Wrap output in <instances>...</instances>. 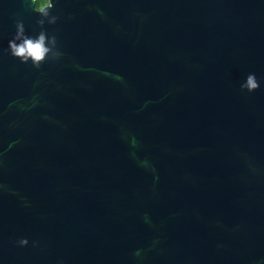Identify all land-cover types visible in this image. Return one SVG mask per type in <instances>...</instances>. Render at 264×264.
<instances>
[{"label":"water","instance_id":"95a60500","mask_svg":"<svg viewBox=\"0 0 264 264\" xmlns=\"http://www.w3.org/2000/svg\"><path fill=\"white\" fill-rule=\"evenodd\" d=\"M34 2L0 0V264H264V0H46L38 69Z\"/></svg>","mask_w":264,"mask_h":264},{"label":"clouds","instance_id":"9594fccd","mask_svg":"<svg viewBox=\"0 0 264 264\" xmlns=\"http://www.w3.org/2000/svg\"><path fill=\"white\" fill-rule=\"evenodd\" d=\"M52 7L53 5L49 2L47 7H41L37 10L40 19L36 21V24L41 30L34 36L27 34L23 21H15V33L12 39L8 41L7 47V51L12 57L19 59L23 64L30 61L32 67L38 69L46 59L57 60L63 55L56 50V36L54 34L49 35L43 27L46 22L54 24L58 19V16L51 14ZM239 87L241 91L251 93L260 87V82L257 80L255 73H249ZM27 243L26 238L18 240L21 247L27 245Z\"/></svg>","mask_w":264,"mask_h":264},{"label":"trees","instance_id":"16d2710c","mask_svg":"<svg viewBox=\"0 0 264 264\" xmlns=\"http://www.w3.org/2000/svg\"><path fill=\"white\" fill-rule=\"evenodd\" d=\"M40 2H41L40 0H35L34 6H35L36 8H39V7H41L42 5L45 4V2L42 3V4H41Z\"/></svg>","mask_w":264,"mask_h":264},{"label":"rangeland","instance_id":"374dc122","mask_svg":"<svg viewBox=\"0 0 264 264\" xmlns=\"http://www.w3.org/2000/svg\"><path fill=\"white\" fill-rule=\"evenodd\" d=\"M40 1H41V2H40L41 4L44 3V2H46V0H40ZM34 3H35V2H34Z\"/></svg>","mask_w":264,"mask_h":264},{"label":"flooded vegetation","instance_id":"af4514ba","mask_svg":"<svg viewBox=\"0 0 264 264\" xmlns=\"http://www.w3.org/2000/svg\"><path fill=\"white\" fill-rule=\"evenodd\" d=\"M46 3V2H45Z\"/></svg>","mask_w":264,"mask_h":264}]
</instances>
